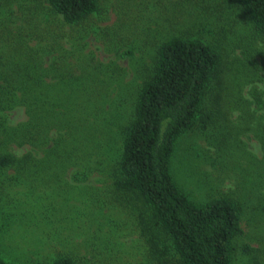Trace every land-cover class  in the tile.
Here are the masks:
<instances>
[{"label":"rangeland","instance_id":"374dc122","mask_svg":"<svg viewBox=\"0 0 264 264\" xmlns=\"http://www.w3.org/2000/svg\"><path fill=\"white\" fill-rule=\"evenodd\" d=\"M101 5L96 15L71 26L46 0H0V62L4 64L25 47H36L45 54L48 67L55 55L65 54L51 45L57 48L59 41L71 51L72 41L79 39L80 48L75 47L65 62L78 74L93 72L98 79L106 68H115L116 74L107 71L111 89L107 97L121 104L126 120L156 52L111 29L118 22V11L124 9L117 11L112 0H102ZM173 17V26L179 30L187 26L188 35L200 36L222 53L223 80L229 85L228 97L222 100L225 113L221 116L220 111L206 127L199 122L178 140L173 174L196 202L229 194L236 198L243 233L235 239L234 264H264V35L234 0H207L204 11L186 2ZM6 74L17 77L9 65L0 64V86L8 83L3 78ZM218 76L221 79V73ZM99 81L87 82L96 87ZM256 88L262 91L260 100L255 98ZM26 110L23 105L0 106V159L30 155L21 171L14 164H0L3 258L14 264H51L70 255L78 264H145L139 212L113 195L109 173L123 131L114 129L113 150L111 141H106L102 157L94 146L93 170L74 163L64 169L50 153L37 151L23 139L22 129L31 120ZM108 110L109 104L102 115L109 120L100 121V117L89 128L96 141L118 116L114 109ZM65 132L60 127L51 129L47 146L56 145Z\"/></svg>","mask_w":264,"mask_h":264},{"label":"trees","instance_id":"16d2710c","mask_svg":"<svg viewBox=\"0 0 264 264\" xmlns=\"http://www.w3.org/2000/svg\"><path fill=\"white\" fill-rule=\"evenodd\" d=\"M46 1L71 26L93 17L102 7V0ZM234 1L264 35V0ZM186 2L202 11L207 5V0H112L117 11L124 10L118 11V22L111 29L123 32L131 43L139 40L156 52L150 74L134 97L130 118L125 120L121 104L107 97L111 90L107 71L116 74L115 68H106L98 79L93 72L78 74L65 62L75 47L80 48L79 39L72 41L71 51L59 41L57 48L51 45L65 54L55 55L48 67L44 66L45 54L36 47H25L10 56L4 64L17 77H3L8 83L0 86V106H25L31 120L22 129L23 139L37 151L50 153L49 157L64 169L74 163L85 166L86 171L93 170L92 155L97 151L94 146L102 157L106 141H111L109 147L113 150L114 129L123 131L120 148H114L109 173L113 195L139 212L145 264H234L235 239L243 233L238 200L229 194L196 202L180 188L172 171L178 140L199 122L206 127L220 111L222 116V100L229 93V85L223 80L226 66L222 53L200 36L188 35L187 26L184 30L173 26L174 12ZM39 46L46 50V46ZM93 63L96 66L97 61ZM47 77L52 80L47 81ZM91 79L100 80L96 87L87 82ZM255 93L256 100H260L262 91L256 88ZM108 104L118 116L110 120L96 141L89 128L100 117V121L108 119L102 115ZM224 117L228 121L226 114ZM57 127L66 132L56 145L48 147L50 131ZM76 152L82 153L76 156ZM29 156H4L0 164H14L21 171ZM0 264L14 263L0 253ZM51 264L78 263L66 255Z\"/></svg>","mask_w":264,"mask_h":264}]
</instances>
